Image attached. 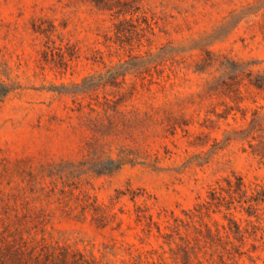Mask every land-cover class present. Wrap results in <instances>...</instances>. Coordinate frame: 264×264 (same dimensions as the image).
I'll return each instance as SVG.
<instances>
[{"label": "rangeland", "instance_id": "rangeland-1", "mask_svg": "<svg viewBox=\"0 0 264 264\" xmlns=\"http://www.w3.org/2000/svg\"><path fill=\"white\" fill-rule=\"evenodd\" d=\"M0 84V264H264V0H0Z\"/></svg>", "mask_w": 264, "mask_h": 264}, {"label": "trees", "instance_id": "trees-1", "mask_svg": "<svg viewBox=\"0 0 264 264\" xmlns=\"http://www.w3.org/2000/svg\"><path fill=\"white\" fill-rule=\"evenodd\" d=\"M0 86V98L7 96L11 92V89L7 88L5 85L0 84Z\"/></svg>", "mask_w": 264, "mask_h": 264}]
</instances>
